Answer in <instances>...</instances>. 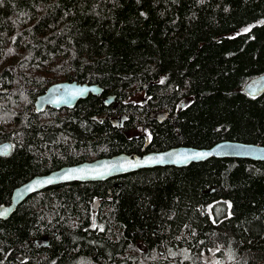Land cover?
<instances>
[{
    "label": "trees",
    "instance_id": "trees-1",
    "mask_svg": "<svg viewBox=\"0 0 264 264\" xmlns=\"http://www.w3.org/2000/svg\"><path fill=\"white\" fill-rule=\"evenodd\" d=\"M262 75L264 0H0V145L13 146L0 156V207L66 166L264 147V95L244 91ZM74 81L103 95L36 112L51 86ZM212 252L219 264H264V162L61 185L0 221V264H209Z\"/></svg>",
    "mask_w": 264,
    "mask_h": 264
},
{
    "label": "water",
    "instance_id": "water-1",
    "mask_svg": "<svg viewBox=\"0 0 264 264\" xmlns=\"http://www.w3.org/2000/svg\"><path fill=\"white\" fill-rule=\"evenodd\" d=\"M244 91L254 98L263 96L264 75L251 80ZM91 95L100 97L103 95V89L98 85L80 84L76 81L58 83L38 97L35 109L38 114L46 112L48 108L72 110L80 101L87 100ZM116 100V96H107L104 100L106 107L114 105ZM166 116L162 115L161 117ZM148 146L147 142L144 151ZM12 151L13 146L10 143L0 145V156H9ZM197 153L205 155L197 156L195 155ZM213 159L264 162V147L236 141H223L207 149L176 147L164 152H150L136 156L120 154L111 158L66 166L49 174L36 176L16 188L12 194L11 203L0 207V221H8L29 198L53 187L74 183H101L139 171L157 168L184 169L193 164L205 163ZM99 205V202L95 203V210H98Z\"/></svg>",
    "mask_w": 264,
    "mask_h": 264
},
{
    "label": "rangeland",
    "instance_id": "rangeland-1",
    "mask_svg": "<svg viewBox=\"0 0 264 264\" xmlns=\"http://www.w3.org/2000/svg\"><path fill=\"white\" fill-rule=\"evenodd\" d=\"M144 98H145L144 94H139V95L137 96V99H138L139 101H141V100L144 99ZM35 110H36V109H35ZM44 113H45V112H44ZM42 114H43V113H42ZM229 210H230V209H229ZM205 260H206L209 264H219V259L215 257L214 252H212L211 255L206 256V257H205Z\"/></svg>",
    "mask_w": 264,
    "mask_h": 264
},
{
    "label": "snow or ice",
    "instance_id": "snow-or-ice-1",
    "mask_svg": "<svg viewBox=\"0 0 264 264\" xmlns=\"http://www.w3.org/2000/svg\"><path fill=\"white\" fill-rule=\"evenodd\" d=\"M195 155H197V156H203V155H205L204 153H197V154H195Z\"/></svg>",
    "mask_w": 264,
    "mask_h": 264
}]
</instances>
